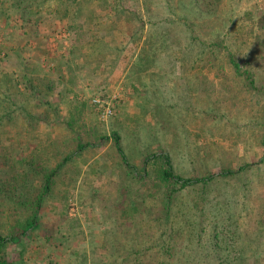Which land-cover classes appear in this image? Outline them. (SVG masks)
I'll use <instances>...</instances> for the list:
<instances>
[{
    "label": "rangeland",
    "instance_id": "1",
    "mask_svg": "<svg viewBox=\"0 0 264 264\" xmlns=\"http://www.w3.org/2000/svg\"><path fill=\"white\" fill-rule=\"evenodd\" d=\"M119 8H124L125 14L137 13L141 20H119L122 11ZM81 14L85 16L82 30L88 33L90 20L100 30L105 23L115 25L114 37H106L105 42L110 47L126 48L115 60L118 62L114 68L108 61L116 57L117 50L111 56L96 57L100 62L98 69L89 56L71 61L68 76L73 75L72 68L84 66L75 74L74 84L79 101L85 104L79 114L81 126L106 136L118 133L123 148L135 155L134 159L143 150L150 153L165 150L173 155L175 166L182 172L193 170L202 176L219 173L212 156H204L218 152L226 154V159L234 154L239 161L250 163L252 170L212 186L220 192L213 190L207 198L205 225L209 226L210 220L216 218L224 223L223 228H217L218 232L225 233L227 224L236 222L238 231L250 233L254 221L261 220L263 225L256 235L264 239V151L256 144L261 134L260 123L264 121V95L262 91L246 93L241 78L231 74L224 63L226 51L215 55L211 48L214 42L221 41L223 47L240 59L243 70L253 71L257 76L263 73L264 63L257 56L258 49L264 48L256 45L255 36L261 35L257 26L264 15V0H117L116 4L95 0ZM40 24L42 32L49 27L43 32L47 35L46 56L34 59L47 72L57 62L69 60L73 35L66 29V20L49 22L44 18ZM14 25H1L0 42L9 47L21 40L16 46L22 48L27 39L21 30L12 29ZM128 26L140 33L141 38L135 43H130L132 31L129 33ZM147 40L149 48L144 45ZM27 44L31 56L37 44ZM142 48L149 50L141 54ZM259 57H264V53ZM258 63L261 65L256 67ZM52 79L55 80L54 75ZM4 84L0 77L1 90H6ZM13 88L14 85L10 91ZM49 98L52 104H58L54 93ZM64 103L59 108L65 113L74 101L69 97ZM106 107L112 113L102 117L101 108ZM45 126L42 124V128ZM11 138L2 137L1 146L12 144ZM111 149L109 142L103 143L86 151L80 162L101 160L100 166L108 167L112 162ZM79 166L78 175L74 165L65 170L54 189V198L44 203L46 214L42 219L52 231L51 242L62 241L64 248H43L40 245L43 234L39 232L30 252L24 254L23 264H82L90 252L101 250L97 244L102 241V232L109 228L104 204L117 202L106 197V183L110 178L118 183L120 173L112 164L113 170H107L101 180L91 177L84 181L86 165ZM69 172L73 181L69 180ZM109 190L116 192L113 186ZM97 193L104 195L101 203L90 199ZM173 213L174 218L182 217L181 220L200 219L199 211L193 208L185 192L178 197ZM180 228L185 229V225ZM210 232L211 229L207 236ZM258 248L259 256L264 258V241ZM18 251L11 246L6 255L13 259ZM38 251L43 254L39 256Z\"/></svg>",
    "mask_w": 264,
    "mask_h": 264
},
{
    "label": "trees",
    "instance_id": "2",
    "mask_svg": "<svg viewBox=\"0 0 264 264\" xmlns=\"http://www.w3.org/2000/svg\"><path fill=\"white\" fill-rule=\"evenodd\" d=\"M94 1L0 0V27L13 23L12 29L22 31L27 45L31 42L37 44L29 56L26 44L22 48L16 46L21 40L9 47L0 42V77L7 87L3 91L0 87V264H23L24 254L30 252L29 248L39 232L43 234L40 242L43 248H64L62 241L51 242L52 231L42 219L46 214L44 203L54 198V189L65 170L74 165L77 174L80 163L86 165L84 181L91 177L101 180L106 171L114 167L120 173L118 183L113 182L112 178L106 183V187L116 188V192L107 188L106 197L117 199V202L104 204L109 228L102 232V241L97 244L101 250L90 252L82 264H87L88 260L90 264H264V258L258 254V246L264 239L256 235L263 225L261 220L254 221L251 234L238 231L236 222L227 224L225 233L218 232L217 228H223L224 223L216 218L210 220L209 226L205 225L207 198L213 190L217 194L220 192L212 189V186L252 170L250 163L239 161L234 154L226 159V154L218 152L204 156H212L214 166L220 169L219 173L202 176L193 170L182 172L175 166L173 155L165 150L157 153L143 150L134 159L135 155H130L123 148L118 133L106 136L81 126L79 114L85 104L79 101L74 84L75 74L84 66L72 68L70 71L74 76H68L71 61L84 60L89 56L98 69L100 62L96 57L111 56L117 50L116 57L108 61L109 66L114 68L118 62L115 60L126 49L110 47L105 42L106 37H114L115 25L105 23L104 29L100 30L96 28L98 24L90 20L86 28L88 33L82 30L81 23L85 16L81 10ZM106 1L112 4L117 2L103 0ZM119 9L122 10L118 14L119 20H141L137 13L129 11V14H125L124 8ZM44 18L49 22L66 20V29L73 35L69 60L57 62L47 72L34 59L38 55L46 56L44 46L47 35L43 32L49 27H44L43 32L39 30ZM257 27L261 35L255 36L256 45L264 48V15ZM133 28L127 27L129 33L132 31L130 43L141 38L139 31ZM112 41L115 42L114 38ZM100 44L102 48L99 50ZM146 44L149 48L150 40ZM211 48L215 55L226 51L224 63L231 74L241 78L246 93L262 91L264 95L263 70L258 76L253 71L243 70L240 59L223 47L221 41L214 42ZM147 50L142 48L140 53L144 54ZM258 51V60L261 58L264 63V57H259L264 49ZM218 70L225 75L221 68ZM52 75L55 80H50ZM12 85L13 92L10 91ZM52 93L58 97L57 105L49 100ZM69 97L74 104L68 106L64 113L59 107ZM42 124L46 125V129L42 128ZM260 131L256 144L264 151V121L260 123ZM7 136L12 137V144L3 147L2 137ZM108 142L112 147L110 166H100L101 160L80 162L86 151ZM68 174L69 180L73 181L72 173ZM183 192L200 213L197 222L174 218V205ZM103 197L97 193L92 194L90 199L101 203L105 200ZM181 225H185L186 230L181 229ZM209 229L211 232L207 236ZM11 246L19 249L13 259L6 255ZM37 254L41 256L43 251Z\"/></svg>",
    "mask_w": 264,
    "mask_h": 264
},
{
    "label": "built area",
    "instance_id": "3",
    "mask_svg": "<svg viewBox=\"0 0 264 264\" xmlns=\"http://www.w3.org/2000/svg\"><path fill=\"white\" fill-rule=\"evenodd\" d=\"M95 103H97V105H99L98 100H94ZM112 113V110L109 107L106 108H101V116L105 117L108 116Z\"/></svg>",
    "mask_w": 264,
    "mask_h": 264
}]
</instances>
